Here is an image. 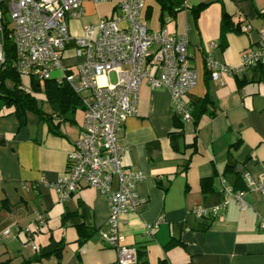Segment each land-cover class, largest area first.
<instances>
[{
	"label": "crops",
	"instance_id": "1",
	"mask_svg": "<svg viewBox=\"0 0 264 264\" xmlns=\"http://www.w3.org/2000/svg\"><path fill=\"white\" fill-rule=\"evenodd\" d=\"M118 1L111 6V14ZM204 1L183 0L182 8L174 16L166 15L162 25L158 12L156 27L151 25L150 0L142 11L152 30L164 28L187 36L189 61L197 81L184 98L195 103L208 94L214 101L209 111L214 114H202L197 125L176 121L167 89L151 88L142 81L138 112L118 130L122 165L145 175L135 186L143 201L123 217V243L145 249L150 264L161 259L165 264H264V230L259 227L264 220V196L247 190L242 176L249 172L256 180H264L262 65L232 75L222 72L216 79L205 67L207 56L227 66L239 64L242 52L264 32V0H211L195 20L190 7ZM223 12L240 28L226 33L225 45L220 44ZM82 19L69 22L70 34L80 33L86 25ZM43 110L52 113L48 104ZM80 110L79 119L74 114L75 123L60 121L52 113V122L59 123L57 133L32 112L26 113L22 126L9 110L0 115V215L5 214L0 216V230L8 227L14 232L13 237L0 238V261L17 264L32 257L52 237L65 242L60 261L50 257L36 264H115L116 250L101 238V231L107 228V200L97 189L83 185L69 199L58 202L47 185L66 170L67 152L80 134L83 105ZM175 131H181L176 148L171 140ZM194 138L196 150L186 147ZM227 165L232 167L226 169ZM222 178L245 191L246 208L231 200L215 218H196L191 211L194 207L222 201ZM28 183L35 187H26ZM39 212H45L47 220L33 236L37 246L33 250L25 244L21 231L16 233L15 224L22 226ZM73 212L75 216L66 217ZM73 219L95 230L81 245L77 239L82 234ZM159 219L152 234L146 233L145 224Z\"/></svg>",
	"mask_w": 264,
	"mask_h": 264
},
{
	"label": "built area",
	"instance_id": "2",
	"mask_svg": "<svg viewBox=\"0 0 264 264\" xmlns=\"http://www.w3.org/2000/svg\"><path fill=\"white\" fill-rule=\"evenodd\" d=\"M83 1L0 0V30L6 13L12 27L15 64L22 75L42 80L52 78L51 72L59 70V82L65 81L81 95L83 117L79 137L67 152L65 172L47 185L58 202L69 199L83 185L97 189L109 207L107 228L101 231V238L116 250V264H133L136 249L123 243L121 226L124 215L143 201L135 186L145 175L122 165L118 130L128 117L138 112L142 81L151 88H166L172 112L184 122L192 121V108L184 97L195 86L197 73L189 61L185 34L149 27L142 14L146 0H119L110 16L97 25H84L77 35L70 34L69 22L82 17ZM249 28L248 25L244 30ZM259 36L254 45L242 52L237 66L220 64L207 56L205 67L210 77L216 79L222 72L232 75L248 67L264 65V32ZM73 40L75 47L71 54H66ZM71 55L84 60L74 67L63 66L61 60ZM3 58L0 43V63ZM242 176L247 190L264 196V180H256L249 172ZM244 193L222 178V201L214 206H196L192 214L196 218H215L231 200L245 209ZM45 216L36 213L32 229L21 225L15 229L16 233H26L25 242L33 250L37 249L33 234L40 230ZM160 220L146 223V233L151 234ZM259 227L264 230V220L259 222ZM10 233L9 228L5 229L0 238Z\"/></svg>",
	"mask_w": 264,
	"mask_h": 264
},
{
	"label": "trees",
	"instance_id": "3",
	"mask_svg": "<svg viewBox=\"0 0 264 264\" xmlns=\"http://www.w3.org/2000/svg\"><path fill=\"white\" fill-rule=\"evenodd\" d=\"M156 1L159 5L158 17L162 25L166 15L174 16L176 12L182 8L183 0ZM210 3L211 0H207L190 7V10L194 15L195 20L198 19L199 14ZM1 27L2 28L0 30V43L2 45L4 58L3 62L0 63V115H2L5 110H9V113L12 112L16 115L19 125L22 126L26 123V113L32 112L38 117L40 121L49 122L50 129L56 133L59 129V123L54 124L52 122V113H56L57 117L60 118V121H68L71 123H75L74 114L77 109H80L83 105L81 102V95L75 93L71 89L69 84L65 81H62V83L59 82L58 78H46L38 80L30 76L32 88L36 91L42 90L45 96V102L50 106L52 113H46L42 108V104L38 103L36 97L33 96L30 91H27L23 87L21 80L22 74L18 71L17 66L15 64L16 54L13 45V40L11 37L12 27L6 16V13L3 14V19L1 20ZM239 29V25L234 24L231 17L227 13L223 12L220 20V44L225 45V35L227 32L239 31ZM262 70L264 74V65H262ZM206 71L208 75H210L207 69ZM188 104L192 108L193 118L190 122L194 123V125L198 124V121L202 114H214L213 111H209V108H212L214 106V101L208 94H206L201 100H198L195 103L188 102ZM173 115L175 114L173 113ZM175 117L176 121H179L180 118L176 115ZM180 134L181 131H175L171 133L172 144L175 148L176 138ZM0 142H2L1 138ZM233 146H236V144L234 143ZM186 147H192L193 150H196V138H194L193 143L187 145ZM187 167L188 162L184 163L183 169L185 170L187 169ZM228 167L232 166L227 165L226 169ZM28 186L35 187L34 184L29 183ZM3 201L4 202L2 203V206L6 208L8 205L5 200ZM39 213L46 214L45 212ZM73 216H75L74 212L67 213L66 215V217L68 218ZM46 220L47 215L45 216V221ZM73 225L80 232V234H82V237L80 236L77 239L78 245L83 244L95 232L94 229L85 225L84 221H78L73 219ZM169 243L172 242L170 241L168 242V244ZM64 246L65 242L62 239L55 240L54 238L50 237L48 243L42 247H39L37 252L32 257L22 259L17 264H34L50 257H55L58 261H60ZM0 264H10V261L2 260L0 261ZM133 264H150L146 258L145 249H136V262ZM155 264H165V262L161 259Z\"/></svg>",
	"mask_w": 264,
	"mask_h": 264
},
{
	"label": "rangeland",
	"instance_id": "4",
	"mask_svg": "<svg viewBox=\"0 0 264 264\" xmlns=\"http://www.w3.org/2000/svg\"><path fill=\"white\" fill-rule=\"evenodd\" d=\"M115 1L117 0H109V1H105V2H94L93 0H84L82 2V6H83V15L81 18H83V22L85 24H92V25H97L101 19L105 18V17H108L110 16L111 14V6L115 3ZM151 3L153 4V14H152V19H151V25L153 27H156V19H157V15H158V12H159V5L157 4V1L156 0H150ZM75 45V42L74 40L72 41V44L71 46L66 50V54H71L72 53V50L74 49V46ZM84 58L81 57V56H70V57H66V58H63L61 60V64L63 66L65 65H72L73 67L75 66L76 63L78 62H81L83 61ZM51 77L52 78H59L61 77V72L59 70H54L51 72ZM30 79L31 77L27 74H23L21 76V80H22V84H23V87L27 90V91H30L33 96L36 97L37 101L39 104H42L43 106V109H45V106H46V102H45V96H44V93L42 90L40 91H36L32 88V85H31V82H30ZM111 79L112 81L115 79L114 75L112 74L111 75ZM76 115L78 117V119L80 118V116H82L81 114V110L80 109H77L76 111ZM1 215H5L4 212L1 213ZM0 215V216H1ZM34 218H35V214L32 215V218L30 221L22 224V227H29V228H33L34 227V224H33V221H34ZM52 220H54V218H52ZM51 220V222H52ZM54 222H57V220L53 221ZM17 227V224H15V229ZM5 229H8V227H3L1 230H0V233L5 230ZM13 234L14 232L11 231V234L10 236L13 237ZM36 234H38V232L34 233L33 236H35ZM21 235L24 237V239H26L27 235L24 231H21ZM2 239V237H1ZM35 242V240H34ZM26 245L27 242H25ZM36 264V263H34Z\"/></svg>",
	"mask_w": 264,
	"mask_h": 264
}]
</instances>
